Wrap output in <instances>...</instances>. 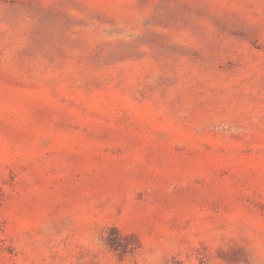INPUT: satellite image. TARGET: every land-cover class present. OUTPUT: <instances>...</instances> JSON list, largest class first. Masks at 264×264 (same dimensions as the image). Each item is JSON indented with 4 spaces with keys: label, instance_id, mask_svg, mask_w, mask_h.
Masks as SVG:
<instances>
[{
    "label": "rangeland",
    "instance_id": "rangeland-1",
    "mask_svg": "<svg viewBox=\"0 0 264 264\" xmlns=\"http://www.w3.org/2000/svg\"><path fill=\"white\" fill-rule=\"evenodd\" d=\"M0 264H264V0H0Z\"/></svg>",
    "mask_w": 264,
    "mask_h": 264
}]
</instances>
